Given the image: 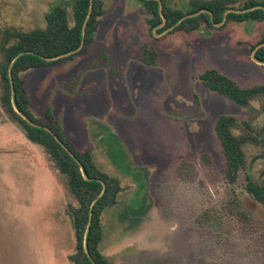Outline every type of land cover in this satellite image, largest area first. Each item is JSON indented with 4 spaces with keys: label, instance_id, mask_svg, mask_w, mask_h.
<instances>
[{
    "label": "rangeland",
    "instance_id": "rangeland-1",
    "mask_svg": "<svg viewBox=\"0 0 264 264\" xmlns=\"http://www.w3.org/2000/svg\"><path fill=\"white\" fill-rule=\"evenodd\" d=\"M56 5L72 25L71 0H0V32L45 27ZM147 16L139 0H105L87 54L22 74L33 112L45 119L51 104L76 146L91 144L98 169L119 178V202L102 217L100 249L112 264H264V205L244 188L264 174V149L245 147L247 166L230 185L214 130L221 114L260 127L262 97L238 105L198 78L217 68L244 87L263 83L253 45L264 22L165 35L149 31ZM145 46L154 66L142 61ZM66 181L0 98V264H73L78 202Z\"/></svg>",
    "mask_w": 264,
    "mask_h": 264
},
{
    "label": "trees",
    "instance_id": "trees-1",
    "mask_svg": "<svg viewBox=\"0 0 264 264\" xmlns=\"http://www.w3.org/2000/svg\"><path fill=\"white\" fill-rule=\"evenodd\" d=\"M161 1L162 11L158 0H139L148 14L146 22L151 33L156 27L158 33L168 31L165 35L178 32L190 35L199 30L211 33L225 29L231 22H264V0H245L242 5L243 0H189L187 11L171 7L166 0ZM71 8L72 25L67 7L56 5L46 13L45 27L29 31L6 28L0 32V98L9 118L23 128L31 142L42 147L51 169L66 177L68 190L78 202V207L70 211L76 238V252L71 255L73 264H112L100 249L104 237L102 217L107 208L119 202L120 180L98 169L92 145L84 149L76 146L51 104L46 105L45 119L34 114L26 80L22 77L30 69L72 61L89 52L105 14V0H71ZM204 9L209 12L183 18ZM230 9L236 11L226 13ZM162 14L166 18L164 24ZM258 45L261 46L255 56L264 62V35L253 47ZM156 59L157 52L145 46L142 61L154 66ZM198 78L206 88L238 105L247 106L262 97L263 124L260 127L230 114L219 115L215 122V135L223 158L221 178L234 185L247 166L245 147L254 145L264 149V82L244 87L217 68L206 69ZM83 171L91 179H86ZM244 188L255 201L264 205V174L257 180L247 176ZM232 210L245 217L242 211ZM197 222L206 223L201 218Z\"/></svg>",
    "mask_w": 264,
    "mask_h": 264
},
{
    "label": "water",
    "instance_id": "water-1",
    "mask_svg": "<svg viewBox=\"0 0 264 264\" xmlns=\"http://www.w3.org/2000/svg\"><path fill=\"white\" fill-rule=\"evenodd\" d=\"M158 1H159V4H160V10L162 11L163 3H162L161 0H158ZM231 11H236V10L235 9H230L226 13L231 12ZM201 12H209V11L207 9H204L202 11H199V12H196V13H193V14H188V15L184 16L183 18H186L188 16H192V15H197V14H199ZM162 17H163V20H164L162 24H164L165 21H166V18H165V16L163 14H162ZM261 45H263V44H261ZM261 45H259L256 49H258ZM257 61L262 63V61L259 60V59ZM9 75H10V80H11V83H12V86H13V77H12L11 71H10V74ZM46 129H48V128H46ZM83 174H84V176H85L86 179H91L84 171H83ZM104 189H105V184H104ZM90 220H91V216H90ZM90 223H91V221H89V224L88 225H90Z\"/></svg>",
    "mask_w": 264,
    "mask_h": 264
},
{
    "label": "crops",
    "instance_id": "crops-1",
    "mask_svg": "<svg viewBox=\"0 0 264 264\" xmlns=\"http://www.w3.org/2000/svg\"><path fill=\"white\" fill-rule=\"evenodd\" d=\"M166 1H167V4L170 5V2H169L168 0H166ZM170 6L173 7V8H178V7H176V6L174 7L173 5H170ZM90 145H91V144H90Z\"/></svg>",
    "mask_w": 264,
    "mask_h": 264
}]
</instances>
